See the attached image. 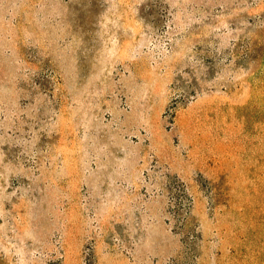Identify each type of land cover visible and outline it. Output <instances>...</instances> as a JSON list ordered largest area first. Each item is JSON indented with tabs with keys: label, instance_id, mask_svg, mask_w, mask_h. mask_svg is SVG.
Here are the masks:
<instances>
[{
	"label": "rangeland",
	"instance_id": "1",
	"mask_svg": "<svg viewBox=\"0 0 264 264\" xmlns=\"http://www.w3.org/2000/svg\"><path fill=\"white\" fill-rule=\"evenodd\" d=\"M0 264H264V0H0Z\"/></svg>",
	"mask_w": 264,
	"mask_h": 264
}]
</instances>
